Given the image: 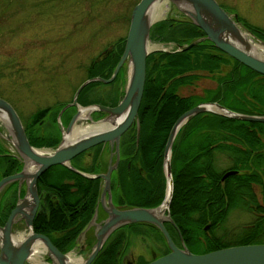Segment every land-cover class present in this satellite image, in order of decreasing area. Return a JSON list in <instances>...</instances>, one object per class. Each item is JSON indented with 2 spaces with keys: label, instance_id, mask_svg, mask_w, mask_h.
<instances>
[{
  "label": "trees",
  "instance_id": "obj_1",
  "mask_svg": "<svg viewBox=\"0 0 264 264\" xmlns=\"http://www.w3.org/2000/svg\"><path fill=\"white\" fill-rule=\"evenodd\" d=\"M238 18L264 40L263 28L248 23L240 16ZM203 31L187 17L181 20L164 18L153 23L150 37L187 44L203 35ZM124 40L125 37L114 53L93 60L88 65L87 77H109L122 53ZM146 64L147 75L138 108L140 134L136 142V128L131 126L121 136L127 148L124 152L126 157L121 163V175L122 178L134 180L139 161L147 174H154L157 177L156 186L150 190V183L145 185L148 197L154 195V199H148L146 203L154 206L163 199L166 188L163 150L173 121L183 111L203 100H217L241 112L264 114V75L220 50L209 39L180 50L149 51ZM223 65L229 66L228 69L224 70ZM124 66L119 68L112 82L118 80ZM195 69H205L213 74L218 81L217 86L208 89L203 96L178 94L176 85L186 82L192 76L188 71ZM97 82L87 83L77 98L83 103L88 102L89 98H83L85 91ZM118 100L110 102L111 105ZM225 100L233 101L236 107L226 104ZM49 110L48 107L42 108L32 114L29 122H23L27 137L34 146L59 142L58 132L48 130L40 134L38 130L39 120ZM176 135L171 152L174 188L170 216L174 222H165L173 240L179 244L183 238L193 252H206L231 244L264 242V122L233 118L216 112H200L190 117ZM5 151L6 148L0 143L1 177L14 172L21 165L12 154H4ZM218 156L227 160L226 166L222 167ZM9 159L12 168L6 170L5 163ZM128 160L131 161V168L126 167ZM73 166L84 171L95 170L91 166L78 167L74 163ZM227 168L237 171L221 179ZM94 181L65 164H51L37 180V189L43 187L45 199L40 202L34 217V229L52 234V237L57 236L53 231L63 229L61 244L64 249L71 247L77 233L94 212L99 192ZM73 185L75 188L71 189ZM255 185L260 187V199L255 196ZM4 204L1 200V210L6 208ZM233 207L248 210L252 217L238 230L231 231L224 226V222ZM2 214L1 222L6 219L7 213ZM205 224H208L206 229ZM137 226L141 227V231H152L160 239L159 242L162 241V253L169 250L161 231L148 221L125 224L121 229ZM112 245V239L103 244L91 263L118 264ZM143 262L146 261L140 260L138 264Z\"/></svg>",
  "mask_w": 264,
  "mask_h": 264
},
{
  "label": "water",
  "instance_id": "obj_2",
  "mask_svg": "<svg viewBox=\"0 0 264 264\" xmlns=\"http://www.w3.org/2000/svg\"><path fill=\"white\" fill-rule=\"evenodd\" d=\"M176 5L204 34L190 41L185 45L178 44V49L189 48L203 39L212 40V43L222 49L225 53L244 63L246 66L255 69V71L264 75V48L262 52H256L251 32H245L238 21L237 14L233 15L227 12L217 0H168ZM157 2L161 0H138L130 11L129 24L124 40L122 53L116 62L113 71L109 77L95 75L84 79L78 84L72 96V100L66 103L60 110L70 105H76V111L70 118L66 127L61 131L59 142L51 149L37 147L30 143L19 113L13 105L0 96V121L7 129L6 140L10 143L12 153L20 162L19 170L0 177V194L13 181L18 182L20 187L25 185L24 193L19 196L15 205L12 207L5 222L0 224V264H23L29 256L33 246H42L44 253L51 259L52 264H91L106 237L116 226H121L133 222H147L158 228L166 239L169 250L166 253L158 255L149 261L141 264H264V242H252L242 244H231L216 248L206 252H193L187 247L183 238L177 244L171 237L169 230L164 222H174L170 216V202L173 193V176L171 169V151L174 137L184 125V123L194 114L200 112H216L225 116L264 122V114L246 113L233 110L223 105L217 100L202 101L193 104L179 115L169 129L166 137L162 167L165 178V192L163 199L154 206H130L119 208L110 201L104 209L107 213L102 222L95 220L96 213L85 222L80 229L75 246L83 247L81 244L87 230L95 225L96 243L86 258L81 261L70 262L67 253L59 250L52 243L47 234L35 232L32 228L33 216L39 204V195L37 190V180L40 174L48 167L54 164H65L70 168L79 171L89 177L101 176L105 178V185L101 192L103 200L105 191L110 190L109 175L111 170L117 164L108 165V170L100 174H91L81 171L71 164V158L98 143L108 141L115 150L118 151L119 139L124 132L133 123L136 125V135L139 138V119L138 108L140 107L141 97L143 96L146 74V57L153 48L150 47V29L158 17H153L151 12L155 9ZM252 35V36H251ZM251 37V38H249ZM258 38L257 36H255ZM254 40V38H253ZM264 46V40L258 38ZM255 41V40H254ZM127 62L128 76L124 87V92L119 101L114 105L104 103H91L81 105L77 101L79 91L91 81L109 82L116 77L119 68ZM89 108L88 116L81 118L80 109ZM103 111L105 114L98 119L91 117L93 111ZM58 115V116H59ZM60 118L58 117V120ZM80 119H88L89 122H96L97 125L85 130L74 131L75 125ZM70 131L72 135L69 136ZM118 158V157H117ZM235 169L225 170L221 178L223 179ZM170 186V187H169ZM24 218L28 233L25 236H16L12 232L13 224L19 218ZM208 228V224L204 225Z\"/></svg>",
  "mask_w": 264,
  "mask_h": 264
},
{
  "label": "rangeland",
  "instance_id": "obj_3",
  "mask_svg": "<svg viewBox=\"0 0 264 264\" xmlns=\"http://www.w3.org/2000/svg\"><path fill=\"white\" fill-rule=\"evenodd\" d=\"M217 2L232 15L236 13L237 18L240 16L264 29V0ZM135 3L136 0H0V96L13 105L22 122H29L34 112L48 107L49 112L43 116L46 120L39 121L38 130L44 134L52 129L53 117L56 114L58 117L63 103L71 100L78 84L88 78V65L114 53L118 43L127 35L129 15ZM160 3L164 11L156 21L186 19V15L172 2L161 0ZM238 21L245 32L253 33L239 18ZM255 36H252L254 40L260 42ZM149 43L151 48H156L151 51H171L178 44L174 40L154 37H150ZM123 65L118 80L108 83L99 80L86 89L83 98L88 96L87 104H109L118 100L120 94L122 97L129 66L127 62ZM228 67L223 65L224 70ZM188 73L192 76L176 85L178 94L203 96L208 89L217 86L218 81L205 69ZM224 102L236 107L231 100ZM98 113L103 114V111H93L91 117L98 119ZM80 121L89 122L88 119ZM63 125L59 140L66 127ZM0 133L3 137L0 143L7 142L5 148L9 152L11 146L5 138L8 131L1 121ZM55 145L40 146L51 149ZM91 153L87 151L80 155V163L89 166ZM218 161L222 167L227 165V160L221 156H218ZM255 187L261 194L260 187ZM228 215L224 226L231 231L238 230L252 217L248 210L240 208H232ZM139 228L124 229L128 236L118 264H138L140 260L151 259L164 250L162 241L159 242L152 231L148 233Z\"/></svg>",
  "mask_w": 264,
  "mask_h": 264
},
{
  "label": "flooded vegetation",
  "instance_id": "obj_4",
  "mask_svg": "<svg viewBox=\"0 0 264 264\" xmlns=\"http://www.w3.org/2000/svg\"><path fill=\"white\" fill-rule=\"evenodd\" d=\"M87 98H88V96H87ZM77 101L80 102L83 105L87 104V103H83L82 101H80L79 98H77ZM67 102H65L64 105ZM76 108H77L76 105H70L69 104L68 106H66L63 109V111L61 112V114L58 116L60 118L59 120L57 119L58 117H56V115H57L56 114L53 117L54 121L52 122V129L51 130H53L55 133L56 132L59 133L60 127L63 124H64L63 126H66L68 124V122L70 121V118L72 117V115L77 110ZM103 115H104V113L103 114H99L96 118L101 117ZM45 120H46L45 118H41L39 121L43 122ZM63 120L66 123H64ZM46 124H48V122ZM131 126H134L136 128V125H130L129 128ZM140 127H139V131H140ZM126 130L124 132H126ZM124 132H122V134ZM122 134H121V136H122ZM130 135H131V133L129 134V136ZM121 136H120L121 139H119V144H118V148L119 149H118V151L115 150L116 149L115 146L111 147L110 143L108 141H106V142H102V143H98L96 145H93V146L89 147L88 149H86L84 151L82 150V152L79 153V155L77 154L78 156H76V157L74 156L72 158V160H71L76 166L80 167V166L83 165V164L80 163V160H79L80 155H82L84 152L92 151V153H91V161H89V163H90L89 166H91L92 168H96V170H90V171H86V172H89L91 174H93V173L94 174H100V173H103V172L105 173L106 170H108L107 169L108 165L115 163V160L118 159L116 166H114L113 170H111L110 175H109V186H110V190L111 191H109V190L105 191L103 200L101 199V192L103 191V188H104V185H105V178L101 177V176L90 177V178L95 179L94 182H96L98 187H99V192H98V195L96 197L94 208H93V211H94L93 213H95V210L98 211L96 213V216H95V220L97 222H102V220L106 217L107 213H106V211H105L103 206L104 205L108 206L110 204V201L112 202V204L114 206L116 205V207L123 208V207H130V206H146V205L150 206L146 202H148V199H154V198H152L154 195H151V197L150 196L148 197V195H147L148 194V190H146L145 185L147 186V184L150 183V188H151L150 190H152L156 186L155 179L157 177H155L154 174H151V172L149 174H147L146 171H145V168L141 165L140 161L136 165L137 168H139V169L137 171V175H135L133 177L134 180L129 179V177L128 178H122V175H121V170H122L121 169V163L123 161V158L126 157V156H124V152L127 150V148L125 146V142L122 141V137ZM136 137H137V135H136ZM135 141L137 142L136 138H135ZM1 144L4 147H6L5 146L6 143H1ZM3 153L4 154H8L7 150L5 152H3ZM5 164H6L5 165V169L6 170L10 169V167L12 168L10 159L6 160ZM126 167L127 168H131L132 167V164H131L130 160H128L126 162ZM18 169H16V170H18ZM18 185L19 184L17 182L9 185L7 187V189L5 191H3V193L1 194L0 203H1V200H2L5 203L4 207H6V208L4 210H1L2 206L0 205V210H1L0 218L3 216L2 213H4V214L7 213L6 214V218H7L9 213H10V211H11V209H12V206L15 205V203H16V201L18 199V196H22V194L24 192L23 191L24 185H21L20 189H19ZM140 186H142V187L140 188ZM73 188H75L74 185L71 187V189H73ZM256 188L257 187H255L254 193H256L255 196H257L258 199H259V196L261 194L259 193V191ZM142 189H143L144 193H142ZM258 189H259V187H258ZM10 192H11V194H9ZM38 195H39V204H40V202L44 201V199H45V194H44V191H43V187L41 189H38ZM51 195H53V194H51ZM4 199H5V201H4ZM40 205H38L36 213H37ZM47 207L48 206H46V208ZM239 207H240V205H239ZM239 207H233V208H239ZM93 213H92V215H93ZM34 217H35V215L33 216V220H34ZM5 220H3L2 222L0 220V224L4 223ZM32 225H33V221H32ZM32 228H33V230L35 232H40V233L46 234L43 231L35 230L34 229V225L32 226ZM121 228H122V226H119V227L116 226V228L112 232L109 233V235L106 237V239L104 241L105 243H107L108 240L110 241V239H112V244H113L112 245V249H114V251L116 252L115 256H116V258H118L119 262H120V259L122 257V253L124 252V251H122V249L124 247V242L126 240V237L128 236V233H126V231L124 229H121ZM95 229H96V226L92 225L87 230V232H86V234H85V236L83 238V242L81 244L83 246L82 248L80 246H77V245L75 246L76 237H77V235H76V237L74 238V244L71 247H69L68 249H64L63 246H62L63 244H61V240H62L61 238L64 235V230L63 229H59V230L53 231L54 232L53 233L54 236L57 235L59 237H57V236L52 237L51 236L52 234L51 235L47 234V236L50 238L52 243L55 244L56 247L59 250H61L62 252L67 253L68 256H73V257H76V258L78 257V258H83L84 259V258H86L88 256V254L90 253V251L93 248V245L96 243L95 242L96 241ZM12 232L18 237L25 236L28 233V227L26 226L25 219L23 217L17 219V221L13 224ZM105 243H103V244H105ZM36 248H37V246H33L31 253L24 260L23 264H35L30 259V257H32L31 255L34 253V251H36ZM39 257H40V260H41L40 264H52L51 259L44 253V251L41 250Z\"/></svg>",
  "mask_w": 264,
  "mask_h": 264
},
{
  "label": "bare ground",
  "instance_id": "obj_5",
  "mask_svg": "<svg viewBox=\"0 0 264 264\" xmlns=\"http://www.w3.org/2000/svg\"><path fill=\"white\" fill-rule=\"evenodd\" d=\"M163 11H164V8L162 7L161 3L160 2H157V5H156L155 9L151 11V12H153L152 13V16L155 17V18L158 17V16L160 17L163 14ZM249 38H251V37H249ZM252 41H253V44H254V48H256L255 51L256 52H259V53L262 52L263 51V48H264L263 44L262 43H259V42H256V41L253 40V38H251V42ZM88 110H89V108H82L81 107V109H80V116H81V118H86L88 116ZM96 125H97L96 122H92V123L91 122H86V123L83 122L82 123L80 121V122H78L75 125L74 131L75 132L81 131V130L83 131L85 129L94 127ZM72 133L73 132L70 131L69 136H71ZM41 250L43 251L42 246L41 247L40 246H37L36 251H34V253L31 255L32 257H30V259L34 263L36 262V264H40L41 263V260H40V257H39ZM68 258H69V260H70L71 263L72 262L74 263L76 261H78V262L81 261V258H78V257L76 258V257H73V256H68Z\"/></svg>",
  "mask_w": 264,
  "mask_h": 264
}]
</instances>
